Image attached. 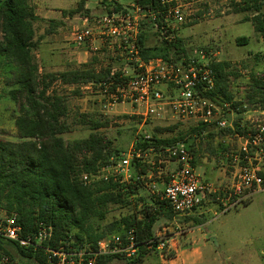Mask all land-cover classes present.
<instances>
[{"label": "trees", "instance_id": "trees-1", "mask_svg": "<svg viewBox=\"0 0 264 264\" xmlns=\"http://www.w3.org/2000/svg\"><path fill=\"white\" fill-rule=\"evenodd\" d=\"M131 1L144 9L155 10L160 0ZM83 7L84 0H81L71 13H78ZM120 8L118 5L109 13L120 11ZM232 11L251 13L253 31L264 43V0H241L232 4ZM40 21L45 20L35 15L32 0L0 1V71L7 73L5 92L11 101L17 103L19 112L14 121L18 141H0V209L15 215L23 237L34 235L38 224L52 229L51 240L38 248H22L0 239V257L7 256L13 260L17 256L27 264H45L42 248L47 245L55 248L64 240L95 245L114 230L111 225L107 233L99 232L95 223L105 219L110 204L121 202L129 194V188L123 189L111 180L84 185L77 179L79 173H95L107 164L105 151L110 142L97 133H91L86 139L65 143L62 135L71 132L74 126H87L95 132L102 125L87 114H81L77 121L70 122L65 98L52 89L56 81L63 86L98 84L117 78L119 74L111 75L110 70H74L38 77V67L33 58L37 46L33 25ZM47 22L57 27L55 21ZM152 27L153 21L143 20L137 39L139 56L145 64L156 59L173 61L170 59L172 53H184L180 39L171 43L160 40L159 44L151 45L149 31ZM247 42L246 37L236 39L239 46ZM259 57L264 60V49ZM211 67L216 84L210 97L220 106L231 103L233 96L227 89L225 73L227 64L212 63ZM231 104L235 107L252 105L264 111V71L252 75L245 97L241 102ZM204 129L207 127L200 125L192 133L198 135ZM221 132L229 134L228 131ZM235 132L245 134L244 130L238 128ZM184 140L185 137L181 136L172 139L143 138L135 143V147L146 153L150 149L159 151L183 143ZM139 167L140 164L134 166L135 169ZM141 173H145V168H142ZM134 181L135 189H141V181L135 178ZM166 215L170 220L171 212ZM156 221L155 215H146L141 220H121L126 228L135 226L137 242L141 244L153 238L152 228ZM196 222L202 223L200 220ZM149 253L142 247L138 261L141 262ZM167 256L172 257L171 253Z\"/></svg>", "mask_w": 264, "mask_h": 264}, {"label": "rangeland", "instance_id": "rangeland-1", "mask_svg": "<svg viewBox=\"0 0 264 264\" xmlns=\"http://www.w3.org/2000/svg\"><path fill=\"white\" fill-rule=\"evenodd\" d=\"M63 1L64 5L57 8L61 12L58 15L61 20L55 21L57 27H52L47 22L48 20L43 18L45 21L35 22L33 25L34 40L37 45L33 51V58L38 67V77L74 70H93L95 72L110 70V73L114 74L132 75L136 69V63L129 56H120L119 53L105 48L99 42L95 44L98 48L96 51L69 43L74 30L83 27L86 18L109 13L118 5L121 6L118 10L123 11L124 7L129 8L131 0H84V7L78 13L71 12L76 10L77 4L81 0ZM240 1L182 0V4H186V12L189 16L186 23L178 27L176 39L182 40L184 53L180 51L170 55V59L178 61L194 52L202 51L207 54L212 63L227 64L225 73L227 89L233 96L231 103L241 102L245 97L251 76L264 71V60L259 57L264 49V43L253 31L250 21L252 14L248 12L233 13L232 11V4ZM32 6L35 15L39 17V10H44L41 0H32ZM54 10L56 11V8ZM153 34H156L154 28L149 31V43L151 45L159 44L161 39ZM239 37H246L247 44L237 45L236 39ZM6 78L7 73L3 70L0 71V141L17 142L14 121L19 113L18 105L6 95L4 87ZM52 89L65 98L70 122L77 121V117L81 114H87L102 125L95 132L90 131L87 126H74L71 132L62 135L64 142L70 143L74 140L86 139L91 133H97L110 142L108 150L105 151L108 160L113 156L127 153L136 142L143 139V136L162 139L181 136L185 137L186 141L199 142L198 144L203 147L204 152L208 154L212 152L213 142L212 145L209 142L213 139L206 138L208 140L201 141L192 133V130L195 129V124L192 122L147 120L143 123L139 117L133 114L134 111L128 105H117L111 109H104L98 90L90 84L63 86L56 81L52 84ZM77 91L78 93H76ZM221 114L234 127V131L229 134L220 132L224 136L245 135L244 128L248 125V120H258L264 124V111L261 107L245 104L244 109V107L231 105ZM236 128L244 130L245 134L236 133ZM232 137L227 138L233 140V143H229L228 152L225 151L228 156L235 154L236 142ZM196 150L192 149L191 151L193 153ZM148 155V158L143 160L145 163L135 160L132 164L135 166L148 163L146 166H150V170L154 172L153 169L161 166L162 162L167 159L166 154L156 156L153 155V152H149ZM155 170L158 171V169ZM134 178L135 175L130 180L132 185L136 184ZM149 181L153 180L145 178L144 181L139 182L141 189L138 197L133 198L126 195L121 202L110 204L105 219L95 223V228L99 227V232L107 233V230L113 225L112 230L117 231L121 227H126V224L121 222L123 218H129L130 221L141 220L146 215L157 216L153 228L154 233L162 226L168 225L166 214L170 211L167 204H162L164 201L145 189L143 184L150 183ZM164 183H167V179L164 180ZM125 184L126 182L118 186L124 189ZM203 217L201 222L205 223L199 228L206 235L208 241L202 249V261L199 260L195 264H264V193H257L247 203H240L228 211H222L219 208L216 214L210 212ZM74 234L75 231L73 236ZM168 254L170 252H163L162 255L169 257ZM160 255L155 250L150 252L147 255L150 258L144 264H169L167 259L163 262L158 258ZM2 257L4 256H1L0 259ZM11 262L12 264H27L25 260H21L17 256Z\"/></svg>", "mask_w": 264, "mask_h": 264}, {"label": "built area", "instance_id": "built-area-1", "mask_svg": "<svg viewBox=\"0 0 264 264\" xmlns=\"http://www.w3.org/2000/svg\"><path fill=\"white\" fill-rule=\"evenodd\" d=\"M128 6L123 11L86 18L85 25L75 29L69 40L71 45L87 47L90 51L98 50L95 44L99 42L120 56H129L136 63L132 75L119 74L106 83L90 84L98 90L103 108L128 105L143 123L147 120H178L192 122L195 128L205 125L207 129L196 135L202 141L209 130L234 131L232 124L221 114L232 104L220 106L210 97L215 90L216 77L207 54L199 51L182 60L156 59L147 64L140 59L137 39L141 22L145 19L153 21L152 28L157 36L171 43L176 39L178 27L185 24L189 16L186 4H182V0H160L155 10L144 9L133 1ZM248 121L245 135L234 134L235 154L228 156L233 168L231 187L216 188L198 175L194 155L182 143L159 151L150 149L146 153L137 150L134 145L127 153L109 158L107 164L95 173H79L77 179L84 185L111 180L118 185L126 182L127 186L133 178L130 172L133 161L143 162L149 152L156 156L166 154V160L175 167L169 172L168 181L158 195L166 202L173 217L193 213L201 206L206 193L218 194L221 210L228 211L240 203H247L257 193H264V124L258 120ZM135 180L142 182L144 177L137 175ZM150 192L156 194L153 187ZM172 227L162 226L152 239L142 244L137 242L135 226L121 227L105 235L95 245L64 240L55 248L49 245L42 248L45 264H139L142 247L165 257L163 252H169L167 240L174 233L178 236L186 233L182 228ZM51 237V227L42 224H38L34 235L23 237L15 215L0 209V239L22 248H38L48 243ZM0 262L12 264L7 256L2 257Z\"/></svg>", "mask_w": 264, "mask_h": 264}, {"label": "crops", "instance_id": "crops-1", "mask_svg": "<svg viewBox=\"0 0 264 264\" xmlns=\"http://www.w3.org/2000/svg\"><path fill=\"white\" fill-rule=\"evenodd\" d=\"M41 2L44 10H39V17L45 20L52 21L61 20V18H58L59 13L61 12L57 10V8L64 5L63 0H41ZM55 8L56 11L54 10ZM210 132L211 135L209 134L206 137L209 138V140L213 139L209 142L211 145L213 142L211 149L212 152L209 154L204 152L203 147L199 146V142L196 143V141L194 140L186 141L185 139V142H183L182 144H184L190 151L192 149H197L195 152H193V155L195 172L198 175L202 176V178L207 182H211L216 188H225L229 186L231 187L233 180V168L231 160L229 159L226 152H228L227 149H229V143H233V140H229L227 138H231L232 136H224V134H220L221 131L217 130H210ZM206 138L205 140H208ZM232 138L236 137L233 135ZM153 155L155 154L153 153ZM162 163L163 164L161 166L153 169L154 172L150 170V166H146L148 163L140 164L141 167L136 169L134 168V166H132L130 169L132 177L134 175H143L144 179L147 178V180H153L152 182L149 181L150 183H145L144 186L150 194L151 187H153L156 192V195H154L155 197H159L158 194L164 188V180L167 179L168 181L167 176L169 172L175 167V164L167 160H164ZM142 168H145V173L139 174V172H142ZM155 169H158V171ZM130 183L131 182H129V184H127L126 186L127 188H129L128 195L132 196L133 198L138 197L140 189H135V186ZM234 197L232 199H234ZM219 198L220 196L218 194L206 193L203 195L201 206L197 208L193 213L176 218L172 215L170 220L167 218L166 221L168 225H172V228H182L186 231V233L182 236L175 235L174 233V235L167 240V251L172 253V257L159 256L158 258L163 260V262H165L164 260L167 259V262H169V264H195L199 260L202 261V249L206 246L208 238L199 228L203 226L205 222L197 223L196 220H203V216L206 213L212 212L213 214H216L218 209L221 208V201H219ZM155 234L156 232H153V235ZM148 258L150 257L147 256L146 258L142 259L139 264H144Z\"/></svg>", "mask_w": 264, "mask_h": 264}]
</instances>
